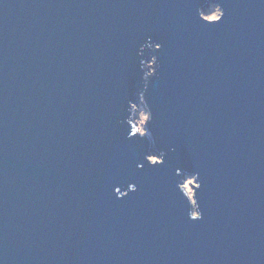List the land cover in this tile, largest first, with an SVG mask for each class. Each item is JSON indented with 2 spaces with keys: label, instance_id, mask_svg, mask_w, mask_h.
I'll return each instance as SVG.
<instances>
[{
  "label": "water",
  "instance_id": "95a60500",
  "mask_svg": "<svg viewBox=\"0 0 264 264\" xmlns=\"http://www.w3.org/2000/svg\"><path fill=\"white\" fill-rule=\"evenodd\" d=\"M0 264H264V0H0Z\"/></svg>",
  "mask_w": 264,
  "mask_h": 264
},
{
  "label": "rangeland",
  "instance_id": "374dc122",
  "mask_svg": "<svg viewBox=\"0 0 264 264\" xmlns=\"http://www.w3.org/2000/svg\"><path fill=\"white\" fill-rule=\"evenodd\" d=\"M217 11H218V9H217L216 7H210V8H208V9H206L204 12H202V15H203V17H205V18L208 19V17L212 16V15H213L214 13H216ZM141 112H143L142 109H141V107H140V106L137 107V112H136L137 119H136V123H137V126H138V130H139L140 132H141V129H143L142 124L139 123V120H140V118H141V116H140ZM143 132H144V129H143ZM157 160H158V159H157ZM192 184L195 185L193 179H187V180H185L184 183H183V185H184V187L186 188V191L188 192V194H189L190 197L192 196V193H191L189 187H190ZM190 188H191V187H190Z\"/></svg>",
  "mask_w": 264,
  "mask_h": 264
},
{
  "label": "clouds",
  "instance_id": "9594fccd",
  "mask_svg": "<svg viewBox=\"0 0 264 264\" xmlns=\"http://www.w3.org/2000/svg\"><path fill=\"white\" fill-rule=\"evenodd\" d=\"M219 18H220V10L219 9L212 16L208 17V19H210V20H216ZM157 47L159 48L158 44H157ZM141 99L142 100L144 99L143 95H141ZM133 107H135V105H133ZM150 113H151L150 110H148L147 106H145V111L141 112V114H140L141 118L139 120V123L143 124L146 119L150 118V116H149ZM141 132H143V129H141ZM149 158L152 159L153 161H156L157 159L162 160L160 155H152V156H149ZM200 216H201V214H200Z\"/></svg>",
  "mask_w": 264,
  "mask_h": 264
},
{
  "label": "snow or ice",
  "instance_id": "6c2138e0",
  "mask_svg": "<svg viewBox=\"0 0 264 264\" xmlns=\"http://www.w3.org/2000/svg\"><path fill=\"white\" fill-rule=\"evenodd\" d=\"M221 18H222V17H221ZM157 44H158L159 48L162 47V45H161L160 43H157ZM159 155H163V153H161V154H159ZM162 163H163V160H159L158 162H155V163H153L152 165L162 164ZM141 167H143V165H141ZM129 185L132 186V187H131V190L135 191V189H136V185H135L134 183H129L128 186H129ZM115 191H116L117 193H120V192H121L120 188H116ZM126 194H127V193H124V195H126ZM198 218H199V217H198Z\"/></svg>",
  "mask_w": 264,
  "mask_h": 264
},
{
  "label": "bare ground",
  "instance_id": "6f19581e",
  "mask_svg": "<svg viewBox=\"0 0 264 264\" xmlns=\"http://www.w3.org/2000/svg\"><path fill=\"white\" fill-rule=\"evenodd\" d=\"M152 160V159H151ZM153 161V160H152Z\"/></svg>",
  "mask_w": 264,
  "mask_h": 264
}]
</instances>
